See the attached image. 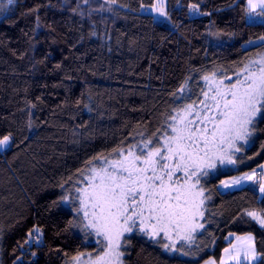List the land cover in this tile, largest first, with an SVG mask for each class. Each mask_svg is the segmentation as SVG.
Instances as JSON below:
<instances>
[{"label":"trees","instance_id":"16d2710c","mask_svg":"<svg viewBox=\"0 0 264 264\" xmlns=\"http://www.w3.org/2000/svg\"><path fill=\"white\" fill-rule=\"evenodd\" d=\"M189 1L207 15H175L183 0H166L164 17L143 11L156 0L118 10L104 0H0V138L13 137L0 152V264L101 255L72 199L87 169L133 145L139 154L147 139L162 144L177 111L201 102L205 76L233 80L264 53V41L249 44L264 37V18L251 21L247 0ZM251 129L232 167L200 179L204 229L176 251L134 230L122 238V264H204L244 235L264 254V228L247 215L264 214V198L250 186L219 190L264 165V115Z\"/></svg>","mask_w":264,"mask_h":264},{"label":"snow or ice","instance_id":"6c2138e0","mask_svg":"<svg viewBox=\"0 0 264 264\" xmlns=\"http://www.w3.org/2000/svg\"><path fill=\"white\" fill-rule=\"evenodd\" d=\"M157 10L160 15L165 14L162 5H157ZM192 10L198 13V6L192 5ZM247 12L250 19L264 18V0H247ZM260 41H264V37ZM260 41H249V44ZM257 55L259 59H253L236 73L241 78L232 84L216 80L215 73L205 76L209 88L202 93V107L188 104L177 111L172 117L176 123L169 126L171 134H164L162 144L159 139L155 144L147 139L140 146L139 154L134 151L137 146L133 145L121 150L118 159L105 158L106 166L87 169L90 173L85 176L87 187H76L79 195L72 199L73 203L79 200L77 213L82 211L87 218L85 227L103 237L100 243L106 251L95 260L90 257L91 264H119L121 240L125 233L134 230L146 233L150 239L163 233L170 243L162 247L176 251L178 242L191 241L198 229H204L205 225L199 222L204 218L201 174L207 175L205 169L213 168L215 160L235 163L230 152L240 151L236 141L247 143L252 134L250 126L257 116L264 115V53ZM209 92L213 95L209 96ZM208 100L212 102L209 104ZM9 142L10 136L0 138V149L7 148ZM226 142L228 151L224 150ZM253 175L240 177L233 184L252 179ZM224 185L229 186L227 182ZM260 191L264 192V184ZM62 200L67 202V197ZM247 215L264 228V214L250 211ZM236 239L241 242L239 247L233 245L232 249L224 250L230 259L236 264H252L253 261L264 264L261 259L264 254L257 253L253 236ZM34 242L41 241L36 237ZM183 254L189 255L188 252ZM73 259L79 264V256Z\"/></svg>","mask_w":264,"mask_h":264},{"label":"rangeland","instance_id":"374dc122","mask_svg":"<svg viewBox=\"0 0 264 264\" xmlns=\"http://www.w3.org/2000/svg\"><path fill=\"white\" fill-rule=\"evenodd\" d=\"M104 1H105L106 3L112 5V6H113L115 9H117V10H118V9H125V8L127 7V0H104ZM157 5H162V6H163V12L165 13L164 15H160V12L157 10ZM144 13L153 14V15H155V16H157V17H164V16H166V0H156L155 5H154L153 7H151V8L145 9ZM196 14H197V13H196L195 11L192 10V5H191V3H190L189 0H183L182 5H181V10H180L179 12H176V13H175V15H181V16H183V17H185V18H188V17H190V16H195ZM253 14L255 15V13H253ZM252 20H253V19H251V21H252ZM253 21H255V22H260V21H262V19H261V18H258L257 20H253ZM257 41H260V39L257 40ZM260 42H261V41H260ZM256 59H259V57L256 58ZM240 78H241V77L236 76V77H234L233 80L228 81L226 78L219 79V78L215 77L216 80H223V82H224L225 85L232 84V83H234L235 81H237V80L240 79ZM204 84H205V92H208L209 82H208V81H205ZM212 87H213V89H214V88H215V85H212ZM208 94H209V96H211V95H213V92H209ZM203 100H204V96H203V98H202L201 101H203ZM211 102H212L211 100H208V101H207V103H209V104H210ZM194 107H196V108L202 107L201 102H200L198 105H195ZM258 117H259V116H257V118H258ZM257 118H256V119H257ZM175 123H176V121L174 120V121H173V124H175ZM251 126H252V125H251ZM251 126H250V128H251ZM247 139H248V142H247V143H244L243 140H238V141H236V147L241 148V146H249V144H250V136H249ZM12 142H13V137H12V135H11V136H10L9 146H8L7 148L0 149V152H4V151L8 150V149L12 146ZM224 150H225V151H228V149H227V142H226L225 145H224ZM238 152H239V151H238ZM238 152H237V151H234V150L230 152V154H231L233 160H234V158H235V155H236ZM233 164H234V163H228L227 161H225L224 163H221L220 160H215V166H214L213 168H206L205 171H206L207 173H209V172H214V171H216V170L219 169V168H221V169H227V168L232 167ZM179 174H180V173H179ZM250 174H254V175L252 176V179H244V180H241L239 184H233V181H234V180L239 179L240 177H245V176L250 175ZM181 175H182V174H181ZM204 176H205V175L201 174L200 179H202ZM262 177H264V167H259V168L255 169V170H253V171H250V172H247V173H244V174H240V175H236V176H233V177H229V178L223 179V180L221 181V183L219 184V190H220L222 193H226V192H230V191H234V190H239V189H242V188H244V187H248V186H250V187H255V188L259 191V193H260V195H261V198L263 199V198H264V192H261V191H260V186H261V184H264V180L261 179ZM224 182H227L229 186H228V187H225ZM203 198H204V197H203ZM82 214H83V212H82ZM84 219H85V222H86V224H87V222H88V221H87V218L84 217ZM199 222L202 223V220H200ZM89 230H91V231L93 232L92 229L89 228ZM200 230H201V229H198L196 232H198V231H200ZM196 232H195V233H196ZM93 233H94V232H93ZM195 233H194V234H195ZM94 234H95V233H94ZM126 234H128V233H125L124 236H125ZM194 234H193V235H194ZM95 236H96V235H95ZM160 236H163V237H164L163 233H161ZM96 237H98V236H96ZM240 237H241V236H240ZM98 238H101V239L103 240V237H98ZM157 238H158V237H157ZM235 240H236V238H235ZM121 241H122V240H121ZM167 241H168V243H170L169 240H167ZM181 241H183V240H181ZM181 241H180V242H181ZM105 243H106V241H105ZM178 243H179V242H178ZM178 243H177V244H178ZM104 251H106V249H105ZM103 253H104V252H103ZM103 253H102L101 255H103ZM90 257H91V256L80 257L79 264H91V261H90V259H89ZM91 260H95V258H92V257H91ZM252 263H253V262H252ZM72 264H77V261H74ZM119 264H122V263H121V256L119 257Z\"/></svg>","mask_w":264,"mask_h":264},{"label":"crops","instance_id":"0c3cea01","mask_svg":"<svg viewBox=\"0 0 264 264\" xmlns=\"http://www.w3.org/2000/svg\"><path fill=\"white\" fill-rule=\"evenodd\" d=\"M143 11H145V9H143ZM245 236H248V235H244V236H241V238L245 237ZM252 236V235H251ZM240 241H237V239L234 241V243L227 249H232V246L233 245H236L237 247L240 246ZM254 244H255V238H254ZM255 248H256V244H255ZM257 251V249H256ZM209 261H213L214 264H236V261L235 260H232L229 258V253H226L224 251V253L222 254V256L219 258V259H211V260H208L206 263L204 264H208ZM258 261H253L252 264H256Z\"/></svg>","mask_w":264,"mask_h":264},{"label":"flooded vegetation","instance_id":"af4514ba","mask_svg":"<svg viewBox=\"0 0 264 264\" xmlns=\"http://www.w3.org/2000/svg\"><path fill=\"white\" fill-rule=\"evenodd\" d=\"M177 175L179 176V175H181V174L178 173Z\"/></svg>","mask_w":264,"mask_h":264},{"label":"water","instance_id":"95a60500","mask_svg":"<svg viewBox=\"0 0 264 264\" xmlns=\"http://www.w3.org/2000/svg\"><path fill=\"white\" fill-rule=\"evenodd\" d=\"M228 81H231V78Z\"/></svg>","mask_w":264,"mask_h":264}]
</instances>
